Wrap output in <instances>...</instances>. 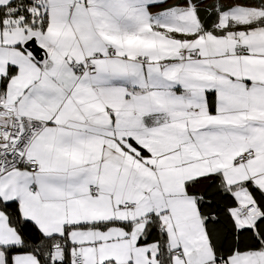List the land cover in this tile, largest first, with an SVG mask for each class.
Wrapping results in <instances>:
<instances>
[{
    "label": "snow or ice",
    "instance_id": "snow-or-ice-1",
    "mask_svg": "<svg viewBox=\"0 0 264 264\" xmlns=\"http://www.w3.org/2000/svg\"><path fill=\"white\" fill-rule=\"evenodd\" d=\"M0 264H264V0H0Z\"/></svg>",
    "mask_w": 264,
    "mask_h": 264
}]
</instances>
